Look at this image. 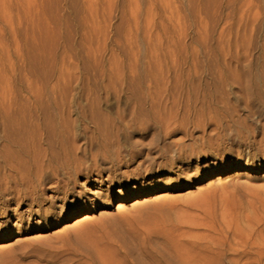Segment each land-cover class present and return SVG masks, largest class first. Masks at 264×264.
I'll list each match as a JSON object with an SVG mask.
<instances>
[{
    "label": "rangeland",
    "instance_id": "1",
    "mask_svg": "<svg viewBox=\"0 0 264 264\" xmlns=\"http://www.w3.org/2000/svg\"><path fill=\"white\" fill-rule=\"evenodd\" d=\"M16 118L80 157L42 173L40 208L9 203L30 193L10 169L32 139ZM58 181L88 205H63ZM252 225L264 234V0H0V264L177 263L242 250Z\"/></svg>",
    "mask_w": 264,
    "mask_h": 264
},
{
    "label": "bare ground",
    "instance_id": "2",
    "mask_svg": "<svg viewBox=\"0 0 264 264\" xmlns=\"http://www.w3.org/2000/svg\"><path fill=\"white\" fill-rule=\"evenodd\" d=\"M10 121V127L13 128L15 131V135L18 136H25L26 128H28L29 135H31L32 139L29 142L31 147L28 148V152L26 154L29 155V160L26 162H19L18 164H15L10 167V169L13 171V177H16L15 180H20L21 182H24L28 185V191L30 193L28 194V197L25 199H22L21 196L18 198H14L9 203L12 205L14 202L23 203L24 201H28L30 209L32 206L36 205L38 208L41 206V202L46 201L45 197V191L42 188L44 184V177H42V173L44 171H47V169H52V173L55 175L56 172H58L59 169L63 170H70L68 166L70 164L76 165L79 161L80 157L78 156V152L68 149L64 147V149L55 150L50 146H44L42 147V139L43 136H45V127L41 123H34V125L27 123V121H24L23 118H16L15 120H9ZM63 124L62 120L57 121L56 126L61 127ZM46 126V125H45ZM49 136L47 135V138ZM47 145H49L47 141ZM76 158V159H75ZM77 160V161H76ZM57 163V165H55ZM57 166V167H56ZM253 167H248L246 171H253ZM93 172V171H92ZM68 179H71V171L68 172ZM77 173V172H76ZM78 174V173H77ZM90 174H92L90 172ZM78 176V175H77ZM143 176V175H142ZM145 177L149 176V173L144 175ZM99 178L101 175L99 174ZM90 179V177H89ZM98 180V179H96ZM123 191L127 194L123 198V203H120V207H123L124 203L128 202L129 199L132 198V193H129V187L125 184H122ZM142 184H139L134 186V188L130 190L138 191L139 189H143ZM50 192H54V196L58 200H63V205L68 206L69 205V198H74V193L71 191V187L69 182L67 181H58L56 185L50 186L48 189ZM67 200V201H66ZM140 202V201H139ZM73 205L71 208L77 210H81L84 208V206L88 205V202L83 201L82 199H76L72 203ZM141 204V203H139ZM69 208V207H67ZM70 208V209H71ZM5 213L4 215L9 217L8 207L4 208ZM45 212L42 209H39L37 211V214H44ZM8 213V214H7ZM15 216H18V214H15ZM20 218V217H19ZM18 218V220H19ZM11 219V218H10ZM21 221V220H19ZM22 222V221H21ZM84 220L79 221L76 224L82 223ZM255 225L248 226L249 230L246 231L242 228H236V237H245V238H251L253 235H255V240L252 244L248 245L247 243H243L242 250L239 249H233L232 246L229 248H226L223 244L215 245V246H202L199 245V250L195 251L194 254L188 255V254H178V262L177 263H171L166 262L168 264H225L224 258L228 256L229 252H232L236 258L233 260V263L235 264H264V234L263 231L260 230L257 232V228L255 229ZM13 236V233L7 234L6 236L0 237V242H7L9 241ZM245 260L244 263L242 261ZM146 264H156L153 260L147 262ZM165 264V263H161Z\"/></svg>",
    "mask_w": 264,
    "mask_h": 264
}]
</instances>
